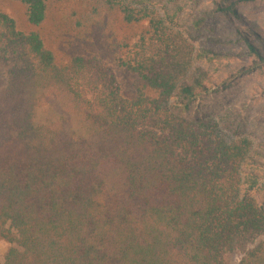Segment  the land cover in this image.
I'll return each instance as SVG.
<instances>
[{
  "label": "trees",
  "instance_id": "trees-1",
  "mask_svg": "<svg viewBox=\"0 0 264 264\" xmlns=\"http://www.w3.org/2000/svg\"><path fill=\"white\" fill-rule=\"evenodd\" d=\"M12 1L34 30L0 13L1 264H228L231 254L264 264V183L249 186L261 205L241 189L251 142L183 116L209 91L211 66L194 62L212 52L152 18L148 5L174 15V0H75L149 23L122 61L127 92L98 58L58 63L45 46L48 5L68 0ZM253 1L215 0L214 11L244 23L236 6ZM236 32L264 65V31L249 22ZM254 153L261 164L264 144Z\"/></svg>",
  "mask_w": 264,
  "mask_h": 264
},
{
  "label": "rangeland",
  "instance_id": "rangeland-1",
  "mask_svg": "<svg viewBox=\"0 0 264 264\" xmlns=\"http://www.w3.org/2000/svg\"><path fill=\"white\" fill-rule=\"evenodd\" d=\"M215 0H174L178 8L173 15L172 5H148L152 18L166 28L168 35H180L194 51H211L207 60L194 62L205 68L211 66L209 91L196 96L183 116L192 120H210L218 126L226 140L247 138L251 142L253 158L244 167L242 192L249 193L262 204V197L251 191V179L264 183V159L255 165L254 152L264 144V65L256 64L237 34L244 23H254L264 31V0L238 4L242 22L215 12ZM75 0L53 1L48 5L47 18L37 31L58 63L72 56L96 57L111 70L121 91L133 88V75L122 66L134 51L140 34L148 29V22L126 25L113 10ZM0 13L9 16L18 30H34L27 22V8L19 2L0 0ZM204 18L200 25L197 19ZM0 80L5 83L6 69L0 65ZM4 85V84H3ZM9 245L0 240V264ZM239 256H227L228 264H237Z\"/></svg>",
  "mask_w": 264,
  "mask_h": 264
}]
</instances>
